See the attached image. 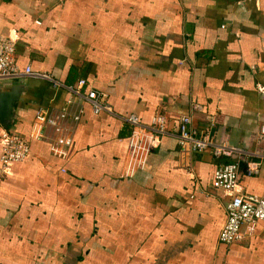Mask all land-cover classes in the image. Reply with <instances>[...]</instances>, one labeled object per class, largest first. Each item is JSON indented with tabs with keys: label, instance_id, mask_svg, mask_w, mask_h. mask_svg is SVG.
Masks as SVG:
<instances>
[{
	"label": "crops",
	"instance_id": "obj_1",
	"mask_svg": "<svg viewBox=\"0 0 264 264\" xmlns=\"http://www.w3.org/2000/svg\"><path fill=\"white\" fill-rule=\"evenodd\" d=\"M0 35L17 39L20 68L84 78L112 108L86 104L60 157L29 133L36 111L59 108L67 92L28 76L0 81L17 89L0 135L29 144L23 160L0 163V264H264L263 221L243 225L239 242L218 239L233 195L264 198V159L217 189L228 159L182 151L168 134L129 170L123 118L162 113L173 133L189 114L213 141L264 153V0H0Z\"/></svg>",
	"mask_w": 264,
	"mask_h": 264
},
{
	"label": "built area",
	"instance_id": "obj_2",
	"mask_svg": "<svg viewBox=\"0 0 264 264\" xmlns=\"http://www.w3.org/2000/svg\"><path fill=\"white\" fill-rule=\"evenodd\" d=\"M16 38L0 35V81L32 77L45 80L53 88L64 89L67 98L57 109L40 108L36 111L29 136L46 141L52 152L60 157L66 156L73 142L74 126L80 121L85 105L93 114L112 112L106 101V94L87 86L84 78L74 83H64L51 73L36 71L30 65L20 68L16 62ZM193 109H200L196 104ZM130 127L129 141L124 166L129 170L140 168L148 154L160 144L162 137L173 134L182 151L188 153L209 149L214 158L225 157L228 161L220 163L213 173V186L217 189L232 190L238 182L240 165L246 164V175L258 173L260 160L264 153H254L241 147L216 142L211 139L210 129L197 128L189 114L178 118L176 131L168 130V119L162 113L154 114L148 124L140 121L135 113L123 117ZM260 132L264 135V125ZM0 163L5 167L11 161H21L29 153L28 142L19 134L3 129L0 135ZM258 159H254L253 157ZM64 171V169H62ZM226 219L219 231L221 243L231 244L243 240L247 235L242 229L245 225L251 230L257 221L264 222V198L257 195H233L225 204ZM249 233V232H248Z\"/></svg>",
	"mask_w": 264,
	"mask_h": 264
},
{
	"label": "water",
	"instance_id": "obj_3",
	"mask_svg": "<svg viewBox=\"0 0 264 264\" xmlns=\"http://www.w3.org/2000/svg\"><path fill=\"white\" fill-rule=\"evenodd\" d=\"M13 91H0V122L5 123L11 115L15 102L17 100L15 87H12Z\"/></svg>",
	"mask_w": 264,
	"mask_h": 264
}]
</instances>
